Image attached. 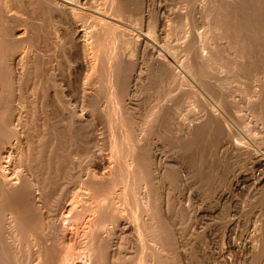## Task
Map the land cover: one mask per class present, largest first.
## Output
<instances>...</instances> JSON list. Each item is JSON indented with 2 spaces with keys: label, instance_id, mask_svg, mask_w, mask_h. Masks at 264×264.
Wrapping results in <instances>:
<instances>
[{
  "label": "bare ground",
  "instance_id": "6f19581e",
  "mask_svg": "<svg viewBox=\"0 0 264 264\" xmlns=\"http://www.w3.org/2000/svg\"><path fill=\"white\" fill-rule=\"evenodd\" d=\"M168 1L0 0V264H119L126 239L134 264L161 263L200 161L216 206L246 173L264 195V0ZM47 129L69 144L48 162Z\"/></svg>",
  "mask_w": 264,
  "mask_h": 264
},
{
  "label": "rangeland",
  "instance_id": "374dc122",
  "mask_svg": "<svg viewBox=\"0 0 264 264\" xmlns=\"http://www.w3.org/2000/svg\"><path fill=\"white\" fill-rule=\"evenodd\" d=\"M164 1L166 3H164ZM167 1L166 0H161V2H160L161 3L160 4L161 8H163L162 2L164 3V8H165V5H166V8H167V6H169L170 2L169 1L167 2ZM167 3H168V5H167ZM162 10H164V9H162ZM88 20L87 21L85 20V22H84L85 24H87V26H89V24L91 23L90 22L91 19L89 21ZM85 27H86V25H85ZM164 30H165V27H164ZM164 40H165V38L163 39V41ZM58 58L59 59H58V63L57 64H59L58 68H59V75L60 76L57 77V82L60 83V85H62V87L61 86L59 87V84L56 83L57 84V87H55L56 88L55 89L56 97H54V99H53V101L57 100V101L54 102L55 105H56V102L60 105V103H62V102H63L62 104H64V102H65L64 100H70L71 99L69 97V96H71L70 94L68 95V93H66L67 94L66 95L64 93L65 96L63 95L64 97H62V95H61L62 93H60V91H59L61 89H64V87H65V82L67 80V77H66L67 73H66L65 69L67 68V65L65 64L63 59L61 60V58L59 56H58ZM40 78H39L40 82L37 79H35V80L33 79L34 80L33 82L31 80L28 83V88L27 89H31L32 87L35 89V86H36L37 95H36V93L34 94V98L35 99L36 98H40L42 96L40 88H38L41 85V83L43 84V82H41L43 79H42V77H40ZM36 82H38V83H36ZM32 83H34V84H32ZM38 91H39V93H38ZM50 94H51V97H52L53 94L51 92H49V95ZM58 94H60L61 96L58 95ZM29 98H30V95H29ZM37 101L39 102L40 99H38ZM72 104H73V102H71V106H72ZM72 107H74V106H72ZM105 109L106 110H104V112L108 113L107 112L108 109L107 108H105ZM38 112H36V114H35L37 119L40 118V113H38ZM105 115L107 116V114H105ZM104 118H105V116H104ZM103 122L105 123V120ZM104 123H101L100 126L98 127V129H99L98 133H100L99 135L101 136L100 137L102 139L101 141H103V140H107L108 141V139H106V138H108V136H107V134H108V132H107L108 126L106 127L107 124H104ZM49 129H50V127H49ZM49 129H47V131H46L47 132V136H50V138L51 137L52 138L49 140V138H47V136H46V132H44L45 134H44L43 138H45V139H43L44 142H42L43 144H41V146H43L42 147V155L44 154V157H45L47 162H48V159L51 158L50 154L52 155V157L54 155V152H52V151L48 152V151H50V149H47V147H46L51 142L53 143V138H54V144L57 143V144H55L56 146L53 144L54 149L53 148L51 149L53 151H56V149L58 151L59 148L64 147L63 145H65L66 147L69 145L67 142H65V140L66 141L68 140L67 138H65V137H63V136H61L59 134H58V136H59L58 137L57 134H56L57 132L55 134H53L55 131H53V129H52L51 131H53V132H50ZM48 131H49L50 134L48 133ZM62 138L64 139V141H62L63 140ZM46 140H49V142L46 141ZM70 141H72V140H70ZM70 141H68V142H70ZM64 142H65V144H64ZM103 142H105V141H103ZM103 142H101V143H103ZM46 143L47 144L49 143V144L46 145ZM72 143L73 142H70L71 146L74 145ZM57 145H58V148H57ZM102 146L103 145H101V153H102L103 156H106L108 154V150H107L108 148H106V146H103V147ZM44 148H46V150ZM47 153H50V154H47ZM45 155L46 156L48 155L49 157L47 158ZM43 159L44 158H42V160ZM49 160H51V159H49ZM200 162H201V164L198 165L199 170L203 166V168H202L203 171L200 170L201 172H199V174L201 175V176H199V179H200L201 182L197 184V187L192 192L193 196H192L191 202L189 203V205L191 207L188 208L189 212H188V210L187 211H183L184 214L181 213V215H182L181 216L179 211H176V212H175V210L172 211V212H175L177 214V215L175 213L172 214L173 217H175L174 215L177 216L176 218H172L173 219L172 221H174V219H178V220H175L174 223L172 222L173 223L172 225L175 226L172 229H173L175 235L178 236L175 241L176 242L179 241V242H177V244H178L177 247H179V248H177V250H175V252H176V253L174 252L175 256H173L174 255L173 252H171V254L168 253V255L170 254L172 256L171 257L172 259L171 258L169 259L170 256H168V255H167V258L166 257L164 259L160 258L163 261V263H162V261L160 260L161 263L162 264H165V263L166 264H207L208 260L210 259V255H212L211 259H212L213 262H214V259H215L214 264H224V263H226V264H264V236H263V238H261V240H258L257 242H254V245L257 244L254 257L251 258L252 256L250 257V255H249V249H250L251 245L253 244L254 239L257 237V233H258L257 226L262 221H264V195H263V193H261V194L257 193V194L253 195L252 192H249L247 189H249L248 186H249V184H251V181L249 179H246V178H248L249 174L246 173V175H245L244 173H242V175L244 174L243 178L245 177L244 180H247V181H244L243 184L242 183L239 184V186L240 187H244L245 189L238 187V190L236 189V191H233V193L231 195L224 194V195H226V197L228 196L230 202H229L228 206L225 204V207H222V206L218 207V206L215 205V203H216L215 201H216V197L217 196L212 194V193H210V191H211L210 190L211 189L210 186L211 187L214 186V184H215L214 180L216 178L215 179H213V178L216 177V176L215 175L213 176V173H210L208 171H204V170H206V169H204V168H206V164H203L204 161H200ZM44 163L46 164L45 161H44ZM68 173H69V177H70V175L72 176V178H70L71 181H70V179L68 180L69 184L74 185L75 183L72 184V182L74 180L77 181V178L74 177L75 176L74 173H72L73 175L71 174V172H68ZM211 178L214 181L212 183H211V180H212ZM212 184H213V186H212ZM203 185H207V186H205V188H204ZM208 189H209V191H208ZM241 189H243V190L241 191ZM171 199H173V198L171 197ZM175 224L176 225L179 224L180 226L179 225L176 226ZM222 227H223V230L226 229V227H227V230L225 232L222 231L221 230ZM174 228H176V230ZM179 228H180V233H177V232H179V230L177 231V229H179ZM192 229L193 230L195 229L194 232L196 234L197 233L198 234H203L201 236V238L199 237L200 239L199 238L197 239V241L199 240V242H196V240H195L196 236L194 237L191 234ZM220 231H221V234H220ZM222 233H224V234H222ZM227 236H228V238H227ZM202 238H203V240H202ZM179 239H181V240H179ZM204 239L207 242V245L202 247V245H200V242L203 241L202 242V244H203L205 242ZM123 242H124V246H123V251H122V254H121V256H122L121 260L124 259L123 256L125 254H128L130 252L132 253V251H133L132 254H133L134 258H132L133 256L130 257L132 259L130 261H128L127 259L126 260L124 259V261L120 260L123 263L119 262V264L120 263L121 264H125V263L128 264V262H129V264H131V261L134 264L133 261L138 258V257H135V254L137 253L136 248H133L134 245L131 246L132 242L130 241V239H129V241H128V239H126V243L128 244L130 242L131 245L128 244V246H126L127 244L125 243V240ZM180 242H184V243H180ZM218 242H220L222 244L221 245L222 248H223L222 250L225 252L224 253L225 254L224 261H223V259H220V258H217V261H216V257H218L217 256L218 250L221 249V247L218 248L219 245H220V243L217 244ZM227 244H229V245H227ZM180 245H182V246H180ZM216 245H218V246H216ZM234 245L238 246L242 250L239 249L240 252L239 251L235 252L233 249L231 250L229 248V246L231 247V246H234ZM227 246H228V248H227ZM127 249H128V251L130 249V251L128 252ZM179 249H182V250L180 251ZM203 249L204 250L208 249V251H211V252H208V251L204 252ZM212 249H214V250H212ZM124 251H125V253H124ZM172 251H174V250H172ZM138 253L136 254V256L139 255ZM204 253L205 254L208 253V254L205 255ZM213 253H215V254H213ZM208 257H209V259H208ZM166 259H167V262L165 261ZM211 259L208 262L209 264H213ZM218 260H220V261H218ZM126 261H128V262H126ZM161 263L157 262V264H161Z\"/></svg>",
  "mask_w": 264,
  "mask_h": 264
}]
</instances>
